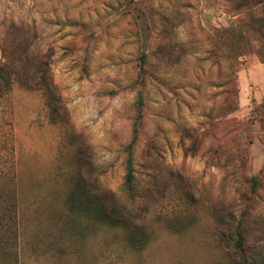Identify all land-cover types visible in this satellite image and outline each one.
Returning a JSON list of instances; mask_svg holds the SVG:
<instances>
[{
  "label": "rangeland",
  "instance_id": "1",
  "mask_svg": "<svg viewBox=\"0 0 264 264\" xmlns=\"http://www.w3.org/2000/svg\"><path fill=\"white\" fill-rule=\"evenodd\" d=\"M243 14L228 0H0V41L29 25L54 85L53 111L38 90L0 97V264H228L220 221L241 215L264 245V61L239 39ZM128 157L149 192L142 246L68 196L77 182L121 195Z\"/></svg>",
  "mask_w": 264,
  "mask_h": 264
},
{
  "label": "trees",
  "instance_id": "2",
  "mask_svg": "<svg viewBox=\"0 0 264 264\" xmlns=\"http://www.w3.org/2000/svg\"><path fill=\"white\" fill-rule=\"evenodd\" d=\"M233 10L243 12L240 21L241 31L239 39L248 44V37L256 42L255 53L264 61V0H228ZM75 21H69L74 24ZM30 26L11 20L0 41V97L10 94L14 85L26 90H38L45 99V104L53 111L51 97L54 85L50 76V53L41 52L34 48ZM24 29L23 36L19 30ZM140 63V67L143 65ZM144 97L141 89L138 90V111L142 110ZM229 106V107H227ZM224 106L228 112L234 107ZM186 132V130H185ZM136 136V135H135ZM190 136V135H189ZM193 136V135H192ZM126 173L122 184L121 195L109 194L108 197L94 195L87 191L78 182L69 190L71 203L95 206L100 216L111 225L126 227L130 232V240L135 246H142L146 240L147 230L139 222L140 215L135 211L142 200H147L149 192L140 191L135 182V173L131 157L126 160ZM253 190L259 185L256 175L249 178ZM124 197L125 200L122 198ZM17 196L14 187L8 196V231L15 222ZM222 229L219 231L221 242L230 249L232 258L228 264H264V245L256 239L251 243L249 236L253 227L244 216L232 218L228 222L220 221ZM258 237H264L262 230Z\"/></svg>",
  "mask_w": 264,
  "mask_h": 264
}]
</instances>
